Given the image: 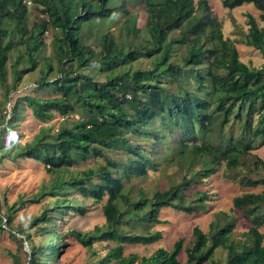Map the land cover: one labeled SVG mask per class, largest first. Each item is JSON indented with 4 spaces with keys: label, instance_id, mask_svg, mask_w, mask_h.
<instances>
[{
    "label": "trees",
    "instance_id": "obj_1",
    "mask_svg": "<svg viewBox=\"0 0 264 264\" xmlns=\"http://www.w3.org/2000/svg\"><path fill=\"white\" fill-rule=\"evenodd\" d=\"M135 1L143 4L145 23L136 27L134 19H128L123 34L116 35L111 25L96 27L128 15L118 0H0V83L4 85L12 47L22 46L28 62L19 71L14 67L17 81L21 74L36 69L34 52L51 31L52 55L39 68L40 76L33 84L52 87L59 95L25 96L27 105L40 121L54 112L77 117L55 131L41 129L29 143L15 144L8 155L0 151V162L3 156L7 160L25 156L45 164L54 175L39 192L11 205L2 204V212L0 198V229H8L20 245H27V264H53L65 243L54 229V217L64 209V214L84 213V200L64 198L66 192L78 191L95 201L106 197L102 206L105 228L90 233L69 231L88 248L96 239L115 241L96 264H180L182 239L170 250L159 247L140 259L134 254L124 256L123 244L157 242L161 231L151 229L162 222L159 213L164 207L186 213L204 209L205 193L189 197L184 191L224 165L230 180L263 188L233 198V206L241 208L250 225L236 239L232 214L216 213L207 232L193 228L184 264H264L260 231L264 159L252 153L264 145V62L254 67L240 60L235 42L224 37L206 0ZM248 3L261 11L262 24L248 14L242 42L259 49L264 57V0H222L228 8ZM32 6L39 13L34 20L30 19ZM91 24L101 37L97 49L81 34ZM20 57L18 52L15 60ZM141 57L149 58L151 65L141 66ZM54 71L57 74L51 79ZM9 99L5 90L4 102ZM19 100L9 116L6 110L0 114L4 128ZM92 157L105 162L96 161L81 176H63L68 166ZM162 162L165 168L182 165L185 169L177 168L184 172L181 180L150 196L140 190L132 198V179L146 176L149 168ZM46 195L53 201L33 219L42 237L35 245L29 225H11L12 213ZM123 224L130 229L120 231ZM218 248L226 250L223 261L213 258ZM12 256L13 263L20 264Z\"/></svg>",
    "mask_w": 264,
    "mask_h": 264
},
{
    "label": "rangeland",
    "instance_id": "obj_2",
    "mask_svg": "<svg viewBox=\"0 0 264 264\" xmlns=\"http://www.w3.org/2000/svg\"><path fill=\"white\" fill-rule=\"evenodd\" d=\"M122 6H125L129 11L128 15H120L118 19L111 23H100L96 29L110 26L111 31L116 35L123 34V24L126 20L131 19L135 21L136 27H140L145 23V12L142 8L143 4L135 0H118ZM212 15L219 21L222 27L224 37L230 38L235 42L239 53V58L246 64L254 67H259L264 62V57L259 49L246 45L242 42L244 35L248 31L247 15L251 14L255 17L257 22L261 25L259 15L261 13L253 4H242L238 7L228 8L222 5V0H206ZM197 2V0H194ZM39 15L38 10L33 6L30 7V19L34 20ZM81 34L84 38L90 41L94 48H98L100 35L92 26L85 25ZM44 44L34 52L35 59L38 62L34 71H29L21 74L20 78L15 81V68L21 70L24 65H28L24 48L22 46H14L9 51L8 58L5 63L6 79L4 85L0 83V114L9 112L17 99L16 113L10 119L9 126L4 128V124L0 121V131L3 130V135L0 136L3 142L0 143V151L7 152L14 150L15 144L29 143L36 134L43 128L55 131L59 125L65 121L71 123L76 116L63 117L57 112H54L46 121L36 119L32 113L31 108L27 105L25 96H40L51 97L59 95L54 92L52 87L45 86L40 88L34 87L36 80L39 78L38 70L44 67L45 60L52 55L54 36L51 31L44 35ZM21 54L18 61L15 60L17 53ZM141 66H150L151 60L146 57H141ZM138 66V65H137ZM95 67V66H94ZM57 72H52L51 79L55 77ZM16 82V84H14ZM32 86V87H31ZM5 90L9 91L10 99L4 102ZM252 153L257 154L264 159V145L254 149ZM6 156L2 157L0 162V198H1V212L3 211L2 204L7 203L11 205L19 198H27L41 190L43 185H47L54 175L47 171L45 164L25 156L18 157L14 160H7ZM99 161L104 163V159L92 157L86 161L78 164L68 166V170L63 171V176L70 177L77 173L81 176V171L93 167L94 163ZM182 165H176L165 168L163 162L158 164L156 168H149L147 175L132 179L134 187L132 190V198L140 190L146 192V196L152 195L156 190H163L170 183L178 182L184 172L178 171L177 168ZM130 182V183H131ZM263 188L242 186L238 181L229 179L228 171L224 165L218 167L216 172L209 177L203 179L197 184H192L184 191V194L189 197L196 196L197 193H205L204 209L197 212L186 213L171 207H164L159 213L161 223L155 225L151 230H160L161 238L150 245L141 244H123V255L129 256L134 254L140 259L142 256H150L157 248L163 247L167 250L173 248V244L182 239V249L178 255L180 264H184L185 246L192 239V230L198 226L203 232L208 231L210 222L215 218L216 213L224 211L232 214L235 219L234 238H242V233L246 231L250 225L248 218L242 213L241 208L233 206V198L245 192H259ZM65 200L72 198L78 201L84 200L86 206L84 213L77 211L64 214V211L58 213L54 218L55 231L61 234L64 244L61 245L60 250L56 253L53 264H96L98 260L109 250L115 246V241L110 238L96 239L92 242L91 247H84L78 240L69 234L71 230H79L83 233H90L95 229L106 227L105 217L102 211V206L106 200L104 197L101 201H95L91 197H84L80 192H66ZM53 197L46 195L37 203L27 202L22 208L12 213V226L22 224L29 225L33 243L39 244L42 237L39 235V226L33 224V219L45 210L48 205L52 204ZM49 212V211H47ZM3 222L0 225L3 226ZM129 225L123 224L119 227L120 231L129 230ZM135 229V228H134ZM133 229V230H134ZM260 231L264 235V225L260 227ZM264 243V240H263ZM11 236L8 229H0V264H14L13 256H17L20 264H27V253L25 244ZM226 257V250L218 248L214 252L213 258L215 260L223 261ZM134 264H137L134 263Z\"/></svg>",
    "mask_w": 264,
    "mask_h": 264
},
{
    "label": "water",
    "instance_id": "obj_3",
    "mask_svg": "<svg viewBox=\"0 0 264 264\" xmlns=\"http://www.w3.org/2000/svg\"><path fill=\"white\" fill-rule=\"evenodd\" d=\"M26 249L28 250V247H27V245H26Z\"/></svg>",
    "mask_w": 264,
    "mask_h": 264
},
{
    "label": "bare ground",
    "instance_id": "obj_4",
    "mask_svg": "<svg viewBox=\"0 0 264 264\" xmlns=\"http://www.w3.org/2000/svg\"><path fill=\"white\" fill-rule=\"evenodd\" d=\"M203 8V7H202Z\"/></svg>",
    "mask_w": 264,
    "mask_h": 264
}]
</instances>
